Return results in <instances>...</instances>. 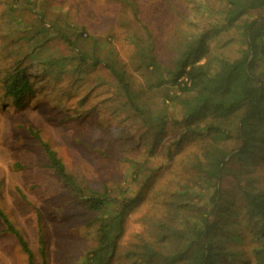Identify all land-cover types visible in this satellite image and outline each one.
<instances>
[{
    "label": "rangeland",
    "instance_id": "rangeland-1",
    "mask_svg": "<svg viewBox=\"0 0 264 264\" xmlns=\"http://www.w3.org/2000/svg\"><path fill=\"white\" fill-rule=\"evenodd\" d=\"M16 1L0 0V77L12 64L20 32L27 33L41 19L49 27L55 23L59 27L73 24L85 28L90 36L88 43L99 39L101 57L112 51L113 58L131 76L134 88L142 91L156 108L172 92L151 88L150 72L136 68L134 47L127 40L132 27L128 21L132 19L131 8L127 10L115 0H30L32 4L23 2L11 14L7 9ZM139 5L152 40L156 41L155 54L163 65H168L178 41L191 33L195 24L209 22L213 15L219 20L225 0H137ZM231 37L213 40L212 53L231 56L237 43L223 46ZM219 46L223 49L218 51ZM42 50V58L62 61L65 67H40L35 94L24 107L0 101V208L38 260L40 227L49 264H85L84 259L94 248L89 215L47 167L40 143L31 134L38 133L58 153L68 171L82 181L96 186L104 182L116 189L143 193L127 221L119 258L113 262L130 264L125 253L134 251L143 240L153 242L158 234L156 218L170 219L166 214L174 211L168 206L173 198L168 196L193 187L194 161L213 148L199 135L182 139L181 130L173 125L151 150L152 133L124 105L106 69L87 67L85 72L76 71L77 62L71 60L75 53L59 40L50 41ZM169 110L174 119H181L179 109ZM126 161L143 166L139 180H134L132 166ZM227 169L231 175L220 185L226 197L236 194L235 206L240 209L234 177L252 179L253 185L264 186V145H257L250 157L233 160ZM244 169H250L252 174ZM148 173L152 174L150 179ZM223 223L237 234L230 243L229 261L242 264L255 246L252 226L243 211L237 210L227 211ZM162 245L167 255L179 247L177 242ZM0 264H28L17 239L6 231L1 219Z\"/></svg>",
    "mask_w": 264,
    "mask_h": 264
},
{
    "label": "trees",
    "instance_id": "trees-1",
    "mask_svg": "<svg viewBox=\"0 0 264 264\" xmlns=\"http://www.w3.org/2000/svg\"><path fill=\"white\" fill-rule=\"evenodd\" d=\"M115 1L127 10L132 9L127 40L134 47L136 68L150 72L151 88L172 90L160 107L150 104L144 93L134 88L131 76L113 58L112 51L101 57L99 39L88 43L90 36L85 28L73 24L59 27L55 23L49 27L41 19L30 26L29 35L20 32L12 64L0 77V101L24 107L35 94L40 67L64 68V62L42 58L41 54L50 41H61L75 53L71 60L77 62L76 71L103 67L109 72L124 105L152 133L151 150L156 149L165 131L173 125L181 130L182 139L199 135L213 148L194 161L193 187L168 196L173 198L168 206L174 207V211L171 215L167 212L170 219L156 218L158 234L153 242L143 240L134 251L125 253L130 264H232L229 247L237 234L223 221L227 211L235 210L243 211L254 232L255 246L242 264H264V186L233 175L242 203L239 209L235 206L236 194L226 197L220 185L231 175L227 172L229 163L250 157L257 145H264V0H225L219 20L213 15L209 22L195 24L194 30L178 41L176 54L168 65H163L155 54L156 41L152 40L137 0ZM23 2L32 4L30 0H18L7 11L14 14ZM230 35L223 46L236 42L235 52L231 56L213 54L212 41ZM169 107L179 109V121L172 117ZM31 134L40 143L49 170L70 198L86 209L90 227H94L95 246L84 259L85 264H113L119 258L127 221L143 193L117 190L104 182L96 186L82 181L68 171L49 143L38 133ZM126 162L132 166L134 180H139L143 166L137 161ZM243 171L252 174L250 169ZM147 175V179L152 177ZM0 219L6 231L17 239L28 264H49L40 226L38 260L1 208ZM171 242L179 243V247L174 254L167 255L162 244Z\"/></svg>",
    "mask_w": 264,
    "mask_h": 264
}]
</instances>
